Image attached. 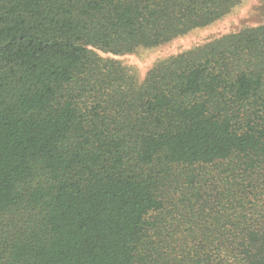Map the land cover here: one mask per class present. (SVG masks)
I'll return each mask as SVG.
<instances>
[{"label": "trees", "instance_id": "trees-1", "mask_svg": "<svg viewBox=\"0 0 264 264\" xmlns=\"http://www.w3.org/2000/svg\"><path fill=\"white\" fill-rule=\"evenodd\" d=\"M244 0H0V264H264V24L132 54Z\"/></svg>", "mask_w": 264, "mask_h": 264}, {"label": "rangeland", "instance_id": "rangeland-1", "mask_svg": "<svg viewBox=\"0 0 264 264\" xmlns=\"http://www.w3.org/2000/svg\"><path fill=\"white\" fill-rule=\"evenodd\" d=\"M264 24V0H244L230 14L216 22L195 29L167 44L154 48H139L132 54L112 55L97 51L105 59L118 61L139 83L159 62L172 56L202 46L216 38L244 28Z\"/></svg>", "mask_w": 264, "mask_h": 264}]
</instances>
